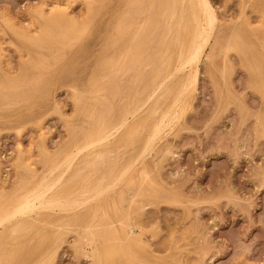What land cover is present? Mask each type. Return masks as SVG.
<instances>
[{
  "label": "rangeland",
  "instance_id": "1",
  "mask_svg": "<svg viewBox=\"0 0 264 264\" xmlns=\"http://www.w3.org/2000/svg\"><path fill=\"white\" fill-rule=\"evenodd\" d=\"M130 1L140 7L147 4V0H0V195L4 197L0 213L5 211L0 214L4 217L0 264H264V0H208L216 22L198 66L193 100L169 134L135 161L123 184L117 182L98 203L107 211L105 203L111 199L115 210L135 223L132 228L138 234L129 243L120 239L121 217L109 210L95 213L90 244L80 242L79 226L74 225L90 207L63 214L62 221L69 220L70 226L62 228L61 235H55L45 219L31 225L34 228L25 226L27 231L15 229L14 220L8 219L12 199L22 193L17 191L19 185L50 173L53 177L47 178L64 184L55 189L79 186L84 178L75 176L77 166L86 161L98 164L99 171L84 186L109 184V178L96 181L97 177L115 157L123 155L121 163L127 162L140 145L139 135L146 133L142 127L135 130L137 134L128 132L129 138L134 137L125 141L127 145L121 141L125 136L118 143V139L97 140L103 136L99 119L107 127L116 125L119 111L131 99L144 98L138 93L147 70L141 69L144 55L130 56L117 68L118 61L128 60L118 58L124 39L118 27ZM158 4L152 0L150 19ZM54 14L65 22L61 29L50 22ZM175 19L173 31L178 29ZM69 21L73 29H63ZM164 21L151 37L149 54L163 33ZM48 28L74 37L43 36ZM182 31L186 33V27ZM119 96L123 104L118 103ZM155 98L161 103L167 95ZM151 101L145 105L148 111L156 102ZM91 146H96L94 151ZM67 156L74 161L53 173L51 168ZM66 173H76V178L68 174L69 181ZM111 221L115 230L106 227Z\"/></svg>",
  "mask_w": 264,
  "mask_h": 264
},
{
  "label": "bare ground",
  "instance_id": "2",
  "mask_svg": "<svg viewBox=\"0 0 264 264\" xmlns=\"http://www.w3.org/2000/svg\"><path fill=\"white\" fill-rule=\"evenodd\" d=\"M136 4L137 3L133 1L129 2L128 9H127L128 13L125 15V19L122 21V24H120V26L118 27V33H121V35L124 36L122 43L118 45V58L122 56L123 58H127L128 60H125L124 64L118 61L117 68L119 71L122 65H125L127 63L126 61H130L129 60L130 56L141 57L144 55V58L141 60L140 64L142 67L141 69L145 70V68H147V70H145V72H142V74H144L145 76L144 81H143L144 84L142 85L143 88L141 86L142 89L139 90L138 92L139 94H143L144 98L135 99L133 101L131 99V102L127 104L124 109L122 108L123 109L122 111H119L118 122L116 125H111L110 127L109 126L107 127V125L105 126L104 125L105 123L103 124L102 121L99 119L98 126L100 128L102 126L103 136L100 135L101 137L98 138L97 140L99 143H101L105 140L108 142L111 139L114 142L118 139L117 140V143H118L121 137L123 139L125 136L126 139L124 138L125 140H121V141L123 142V145H127L128 143L125 144V141H127V139L133 140V137H134L133 135L137 134L136 133L138 130L137 128L142 127V128H146V133L144 135L143 134L139 135L140 145L134 148L132 155L129 156L127 162H125L124 164L121 163L120 158L123 155L121 157L119 156L115 157L113 160L110 161L108 168L103 173H101L100 177H97L100 179H97L96 181L102 180L104 178H109L110 180L109 184L101 185L99 183H95L93 186H89V187L84 186V184L87 182L89 183V180L91 178H94V176L97 175L99 171L97 168L98 164H94L91 162L87 163L86 161V163L83 164V166L79 168L77 166V171H76L77 174L74 173L76 174L75 175L76 177L84 178L83 183H81L80 181L81 184L79 186L74 185L69 189L68 188L67 189H64V188L55 189L56 185L59 187V185L62 186L64 184L58 185L56 184L57 183L56 180H50L47 177H51V176L53 177L54 175L53 173H55V171L60 170L63 166L66 168V165H68L71 159L74 158L73 157L75 155L74 154L73 156H67L68 158L65 159V161L62 162L61 165L60 164L54 165L51 168L53 170L52 171L53 175H50L49 173V176H48V173H46L47 176L41 175V177H38L39 180L37 181L19 185V188L17 191H20L22 193L19 196H16L12 199L10 206H9L10 208L9 210L7 209L8 210L7 217L9 220H14V223L12 224V226L14 225L13 227L15 229H22L23 231V230H26V228H24L25 226H31L33 224H36L35 222L40 221L39 219H43L42 222H44V219H45V220H48L46 222H49V224L52 225L55 231L54 232L55 235H61L62 234L61 229L64 227L70 226L69 220H67L66 223L62 221L64 219L63 214L76 213L78 211L77 209L82 206L85 208L90 207L91 209L86 208L87 211L84 209L85 210L84 213H82L75 220L74 225L79 226L80 231L78 233V238L80 239L81 243L90 244V242L92 241V235H91L90 229L93 228L96 224L94 215L95 213H98L99 210L104 211L105 213H108V210H109L111 211L114 217L116 214H118V216L121 217V220L120 222L118 221V223L123 232L122 238H120L122 241L129 243V241L133 239L135 234H138L132 228V226L135 223L134 224L131 223L128 219V216L124 214L123 212L115 210V207L112 206L111 204L112 203L111 199L107 198V202L105 203L107 211L104 209L102 210L99 209L98 203L100 202V200H103V197H106L104 195H107L109 191L112 192L111 190H114L116 186L115 184L117 182L118 184L121 183V181L124 180L126 174H128L131 170H133V167L136 166L134 165L135 161L137 159H140V157H142L145 153L150 152L155 147V145L161 141V139H163L169 134V131L171 130L172 126L174 124H177L175 122H177L179 119H182L184 113L186 112L187 107H189L190 101L193 100V99L190 100V98L193 95V92L195 91L196 80H197V75H198V66L201 63L202 57L205 55L210 45L212 32H213L215 22H216V17H215V12L212 9L210 2L208 0H159L158 8L156 7L157 10L153 13V16L151 19L149 18L148 11L152 4V0H147V4L144 7L142 5H141L142 7H140L138 4L137 5ZM186 13H188V15H186ZM139 16H141L140 19H139ZM164 18H165V21H164L165 23H164V28L162 30L163 33L161 37L155 42L153 52L149 54L147 53V50L149 48V45L152 43L151 37L154 35L158 26L162 22V19ZM175 18L177 19V23L174 26H178L177 27L178 29L176 31H173L174 29L172 30L173 24L171 23V21L172 19L174 21ZM50 22H54L55 23L54 27L58 29H61L63 24H65L64 20H62V18H60L56 14L50 17ZM72 23L73 22L69 21L68 25L65 26V28L63 27V29L72 30L73 29ZM184 27H186L187 29L186 33H182L183 32L182 30ZM53 29H49V28L45 29L42 35L46 37H50L52 39L55 38V40H58L63 37V33H58V34H55V32L52 33ZM172 31L174 32L173 35H172ZM65 37L67 36H64L63 38ZM73 37L74 36L72 37L69 36L67 37V40H72ZM172 48L174 51L171 50ZM170 52H173V53H170ZM111 77L113 78V76ZM248 77L250 78V76ZM109 81L110 80H108V82ZM136 88L134 89L136 90ZM161 94L167 95V98H165L163 102L157 103L158 100H155L156 99L155 96L161 95ZM149 101L151 102L156 101V102H154V106L152 105L153 108L151 107L152 109L151 110L149 109L148 111L145 105L148 104ZM123 102H124V98L119 96L118 103L123 104ZM107 106L109 105L107 104ZM151 115L154 117L148 124H146L145 123L146 118L150 117ZM98 118L99 117H97V119ZM129 131H132L131 133H133V135H131V138H129V134H128ZM126 134L128 135L126 136ZM89 138H91V136ZM90 142H92V139L90 140ZM89 143H87L86 145H88ZM130 143H132V141H130ZM106 144L107 143L105 144L103 143L102 146L104 145V147H106ZM100 145L98 147H100ZM80 148H83V146ZM95 148H92L91 146V150L94 151ZM76 151L74 150V152ZM89 155H91V152ZM85 157L88 158L87 156ZM75 160L78 161L79 158ZM100 161L101 160H99V162ZM73 165L74 167H76V165L78 164L75 165L72 163V166ZM79 165H81V163ZM74 167H71L70 170H72V168ZM65 168L63 169V172ZM85 169H87V173H84ZM66 174L67 175L70 174L71 176L74 175V174L72 175V173H66ZM130 174L128 175L129 177H130ZM70 175H68L67 177V180L69 181H71L69 178ZM75 176H73L72 178H74ZM63 177L65 178V175ZM55 178L58 179L57 176ZM62 180L63 178L61 179V183H63ZM63 181H65V179ZM3 198H4L3 195H0V202L3 200ZM115 205L117 206V204ZM4 213L5 211L0 214L3 215ZM3 218L4 217L0 216V223L4 221ZM2 225H4V223ZM10 226L11 225L7 226V228H9ZM106 227H108L111 230L116 229L114 222L112 221L110 222V224H106ZM12 228L11 230H13ZM11 230H10V233L12 232L14 233V231H11ZM138 230L139 229H137V231ZM5 231H6V228H5ZM2 232L3 231H1L0 234L4 235V233ZM23 233L25 234V232ZM0 239L2 238L0 237ZM21 245H24V244H21ZM13 246L16 247V245H13ZM9 247H11L10 249L13 248L12 246H9ZM14 255H15V252H14Z\"/></svg>",
  "mask_w": 264,
  "mask_h": 264
}]
</instances>
